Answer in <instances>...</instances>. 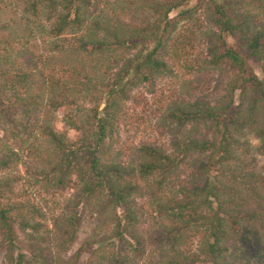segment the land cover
Returning a JSON list of instances; mask_svg holds the SVG:
<instances>
[{"label":"trees","instance_id":"16d2710c","mask_svg":"<svg viewBox=\"0 0 264 264\" xmlns=\"http://www.w3.org/2000/svg\"><path fill=\"white\" fill-rule=\"evenodd\" d=\"M190 1L0 0V264L264 258V174L251 162L264 156V0L183 8ZM202 9L218 31L206 52ZM162 82L155 112L168 147L145 143L137 162L120 160L130 93ZM56 114L75 140L55 129ZM142 183L154 208L146 233ZM85 220L97 224L65 259Z\"/></svg>","mask_w":264,"mask_h":264},{"label":"rangeland","instance_id":"374dc122","mask_svg":"<svg viewBox=\"0 0 264 264\" xmlns=\"http://www.w3.org/2000/svg\"><path fill=\"white\" fill-rule=\"evenodd\" d=\"M198 3L197 0H191L188 2L183 8H191ZM179 10V9H178ZM178 10H175L171 13L170 16H174ZM181 10V9H180ZM195 19H197V24L201 29V32L204 33L202 38L199 40L200 44L198 45V51L206 52V37L213 34H218V31L212 28L208 15L206 11L198 10L195 14ZM127 20V19H126ZM183 24V23H182ZM182 24L179 26L181 28ZM223 39L226 42V45L230 48L237 49V43L229 37L223 36ZM248 64L250 68L253 70L255 74L260 76L259 69L257 65L248 60ZM225 79L220 78L218 75L214 77L213 82L211 83L212 86H216V90L213 92V96L215 98H219L224 96L225 88H224V81ZM166 86V82H162L155 90L154 94H150L144 88H137L134 89L130 93L129 100L125 103V107L123 109V116L120 119V124L118 128V148H121V158L122 161L127 163H135L138 160L137 150L138 148L145 144H158L163 145L164 147H168L169 142V135L165 133L161 135L160 132L162 131V116L155 112L156 109V97L159 94L158 92L162 89L163 86ZM154 92V91H153ZM166 92V91H165ZM156 96V97H155ZM237 99V93L235 94V100ZM93 101L91 103V106ZM55 129L58 131H67V135L71 140H75L78 137V133L67 129L62 122L60 121V115L56 114L55 116ZM249 142L254 150L259 144L258 140L253 136H248ZM156 142V143H155ZM251 162L253 163V169L258 172L264 174V156L257 155L253 152L251 156ZM142 183L141 185L145 188ZM71 195V192L66 193V196ZM144 197L139 199L137 203L139 204V228L138 231H142L146 233L148 229V225L151 224V219L153 215V207L152 200H151V192L149 188H145ZM31 198L35 201V195H32ZM34 201V202H35ZM97 222L85 220L81 227L78 229V233L75 237L74 242L68 248V251L63 255L64 258H68L72 256L76 250L79 248L80 244L88 237L91 233L92 229L96 226ZM199 242L194 241L191 250L196 251ZM90 254V250L83 253L82 257L79 259V263L85 262ZM242 255V254H241ZM65 258V259H66ZM140 258V257H139ZM139 258H135L131 261V264H139ZM243 260L247 264H264V258L258 259H251L247 255H243ZM2 261V254H0V263Z\"/></svg>","mask_w":264,"mask_h":264}]
</instances>
